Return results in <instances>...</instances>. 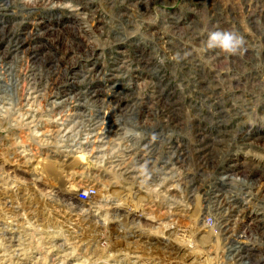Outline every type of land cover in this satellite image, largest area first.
Returning <instances> with one entry per match:
<instances>
[{
	"label": "rangeland",
	"instance_id": "obj_1",
	"mask_svg": "<svg viewBox=\"0 0 264 264\" xmlns=\"http://www.w3.org/2000/svg\"><path fill=\"white\" fill-rule=\"evenodd\" d=\"M216 28L244 50H206ZM218 129L223 153L199 158L211 151L199 133ZM77 147L83 163L70 162ZM23 153L40 177L17 165ZM227 159L259 180L257 196L233 198L236 231L264 224V0H0V264H220L221 231L190 197L211 188L194 171ZM86 185L93 205L75 197Z\"/></svg>",
	"mask_w": 264,
	"mask_h": 264
},
{
	"label": "bare ground",
	"instance_id": "obj_2",
	"mask_svg": "<svg viewBox=\"0 0 264 264\" xmlns=\"http://www.w3.org/2000/svg\"><path fill=\"white\" fill-rule=\"evenodd\" d=\"M35 89V88H34ZM43 93V92H42ZM33 96V95H32ZM29 98V97H27ZM34 98V97H33ZM35 99V98H34ZM166 99V98H165ZM157 101V100H155ZM32 102V101H31ZM172 103V102H171ZM29 105V104H28ZM172 107V106H171ZM68 113V112H67ZM173 116V115H172ZM168 119H173V117H169ZM176 119V118H174ZM178 121V120H177ZM166 127V126H165ZM175 127H177V125H175ZM64 129V127H63ZM67 131V130H66ZM101 132V131H100ZM225 130L224 129H218L217 131H214V135H211V131L209 132L210 134H207V135H203L202 132L199 133V135L201 134V140L205 137L206 138V145L203 146V147H207L209 146L210 150L214 153V155H210L211 151L210 152H207L205 153L206 155H201L199 156V158H202V159H206L208 157H210L211 161L213 160V158H215L216 156H219L221 155L223 152L220 150H218V148L216 149V144L215 143H222L223 139L221 138L222 136H224L225 134ZM232 132H235V131H232ZM230 132V133H232ZM197 133V132H196ZM53 136V135H52ZM59 136V135H58ZM231 139L230 140H236V138L238 137V133H232L231 135ZM105 139V138H104ZM169 139V142L167 143L168 145H165L166 148H171L170 143H171V136L168 137ZM200 139V137H199ZM241 141L243 142V135H241L240 137ZM106 140V139H105ZM239 140V139H238ZM166 141V140H165ZM200 141V140H198ZM92 142L90 141L89 144H91ZM180 142H178L176 140V143H174L175 146L172 147V150L173 149H177V148H181V144H179ZM197 143V142H196ZM240 143V142H239ZM130 144V143H129ZM232 144V143H231ZM67 145V144H66ZM183 146V145H182ZM71 148V147H70ZM93 148V147H92ZM83 149H79L78 147L73 149V151H77L78 153L80 154H75L73 153L72 154V161H75V162H78V163H83L84 160H85V157H84V154L85 152L83 151ZM171 150V151H172ZM70 151V150H69ZM137 152V151H136ZM173 152V151H172ZM92 153V152H91ZM90 153V154H91ZM174 153V152H173ZM68 155V154H67ZM28 156V153H23L21 154V157L22 159L19 160L17 163L15 162V164L17 165H20L22 167H24L23 169L25 170L26 168H29L31 171H34L31 172L32 175L34 174L37 178V176H39L40 172L38 170L35 169V165L33 167V165H31L32 163H40L41 160L40 158H35L33 157L31 159V157H26ZM126 156V155H125ZM26 157V158H25ZM185 158V157H184ZM66 159L67 157H65L64 159H62L61 161L65 162V163H70L69 161L66 162ZM69 159V158H68ZM142 159V157H141ZM209 159V158H208ZM236 159V158H235ZM118 160V159H117ZM120 160V159H119ZM184 159L182 158L181 159V162L180 161H177V162H180L181 164H183L182 162ZM122 161V160H121ZM128 161V160H127ZM133 161V160H131ZM150 161V160H149ZM199 161V160H198ZM210 161V160H209ZM43 162V161H42ZM62 162V163H63ZM123 162V161H122ZM244 162V161H243ZM242 162V163H243ZM127 163V162H126ZM167 163V162H166ZM180 163H177L179 164L178 166H181ZM241 161L240 162H228L227 164V170L226 172L224 173L222 171V174L220 171H218L219 168L215 167L216 165H212L213 167H211V171L208 170V168L206 166H202V169L199 168L198 170L194 171L195 174H198L196 175V177L198 176H201V177H204V176H213V177H210L211 179V188H208V190H206L205 192L203 193H200V197L201 199L197 198V196H195V192H196V189H198L197 186H194L193 185V188H191V199H194L195 201H198V204L201 205L200 209L198 210L200 215H201V220H203L206 216H211L213 218V222L215 225L214 227L215 228H218L220 231H221V238L219 237V234L218 235V238L215 237V241L216 243H218V241L220 242V240L222 241L221 242V255H220V258H221V262H219L220 264H250L249 261V256L254 252V249L253 248H256L257 250H260V251H264V247L263 248H260L258 246V240L260 239H264V235H263V232H261L260 234V237L259 238H252L253 234V230L255 229V227H260L262 225H264L262 222H259L261 221L260 219H256L254 220V218H248L250 221L248 222L249 225H247V227L243 228V229H239L236 231V228L237 227L235 225V222H237V220L239 219V216H241V212L240 211V208H238L233 200L234 196H240V198L242 200H246V201H249V199L251 197H255L257 196V191H259L257 185L259 186L258 181L259 180H256V178L254 177H249V172H244L245 170L242 168V166L240 165ZM117 164V163H116ZM210 165V164H209ZM243 165V164H242ZM125 166V165H124ZM235 167V169L231 170V167ZM123 167V166H122ZM163 167V166H162ZM204 167V168H203ZM219 167V166H218ZM13 168V167H12ZM118 168V167H117ZM125 168V167H124ZM137 169V166L135 167ZM42 169V168H41ZM45 169V168H44ZM105 169V168H104ZM205 169V170H204ZM119 170V169H118ZM131 170V169H130ZM15 171V170H14ZM27 171V170H26ZM51 171V170H50ZM138 171V170H137ZM142 171V169H141ZM233 171H235L236 173H234ZM72 172V171H71ZM119 172V171H117ZM176 172V171H175ZM191 172V171H190ZM10 173V172H9ZM128 173V172H127ZM237 173H240L242 175V180L241 182L243 183H239L235 188H233V186L236 185V176H234L235 174ZM60 174V173H59ZM73 174V173H72ZM138 174V173H137ZM50 175V174H49ZM55 175V174H54ZM134 175V174H132ZM149 175V174H148ZM186 177H189L188 181L187 182H191L192 183V179L194 178L192 176L191 178V175H188V174H185ZM68 176V175H67ZM135 176V175H134ZM40 177V176H39ZM38 177V178H39ZM181 177V176H180ZM199 178V177H198ZM61 179V178H60ZM25 180V178H24ZM59 180V179H58ZM178 180V179H177ZM180 180V179H179ZM182 180V179H181ZM219 180L221 181V185L219 184ZM26 181V180H25ZM29 181V180H28ZM64 181V179L62 180ZM66 182V181H65ZM146 182V181H145ZM186 182V181H184ZM64 184V183H63ZM177 184V183H176ZM154 186V185H153ZM173 186V185H172ZM187 186V185H186ZM185 186V187H186ZM72 187V186H71ZM138 187V186H137ZM179 187V186H178ZM257 187V191H254V188ZM132 188V187H131ZM143 188V187H142ZM149 188V187H148ZM213 190H210L212 189ZM261 188V187H260ZM61 189V188H60ZM70 189V188H69ZM130 189V188H129ZM134 189V188H133ZM215 189V190H214ZM62 190V189H61ZM60 190V191H61ZM65 190V189H64ZM63 190V191H64ZM173 190V189H172ZM187 190V189H186ZM132 191V190H131ZM140 191V190H139ZM180 191V190H179ZM66 192V191H65ZM183 192H186V191H183ZM222 192H225V193H222ZM119 193V192H118ZM132 193V192H131ZM130 193V194H131ZM180 193V192H179ZM115 194V193H114ZM113 194V196H114ZM136 194V193H135ZM176 194V193H175ZM134 195V194H133ZM132 195V197H133ZM187 195V194H186ZM104 197V196H103ZM119 197V195H118ZM117 197V198H118ZM136 197V196H135ZM107 198V197H106ZM176 198V197H175ZM178 198V197H177ZM74 199V198H73ZM119 199V198H118ZM186 199V198H185ZM110 200V199H109ZM182 201V199H179ZM137 201V200H136ZM118 202V201H117ZM120 203V202H119ZM187 203V202H186ZM202 203H203V206H202ZM174 204V203H173ZM197 204V203H196ZM139 204H137L138 206ZM143 205V204H142ZM108 206V205H107ZM119 206V205H118ZM182 206V205H180ZM183 209L181 208V211H184L185 210V205H183ZM264 206V205H263ZM109 207V206H108ZM111 207V206H110ZM136 207V206H135ZM168 207V205H167ZM166 207V208H167ZM140 208V207H139ZM113 209V208H112ZM117 209V208H116ZM131 209V208H129ZM129 209L127 210V212L129 211ZM172 209V208H171ZM238 209V211H237ZM243 209V208H242ZM126 210V209H125ZM136 210V209H135ZM160 210V209H159ZM176 210V209H175ZM180 210V209H179ZM167 211V210H166ZM239 212L237 215L234 214L233 212ZM85 212V211H84ZM96 212V211H95ZM142 212V211H141ZM175 212V211H174ZM177 212V211H176ZM112 213V212H111ZM120 213V212H119ZM122 214V213H121ZM129 215H131L132 213H127ZM136 214V213H135ZM182 216H186L183 212H181ZM234 214V215H233ZM113 215V214H112ZM115 215H116V218L115 220H113V223L115 224V233L114 235L118 238V236H120V233H119V230H120V217L118 215V212H115ZM124 215V214H123ZM149 215V214H148ZM89 216V215H88ZM231 216H237L234 220L231 219ZM66 217V216H65ZM68 217V216H67ZM120 217V218H119ZM125 217V215H124ZM15 218V217H14ZM71 218V217H70ZM112 218V217H111ZM135 218V217H134ZM152 218V217H151ZM208 218V217H207ZM234 218V217H233ZM243 218V217H242ZM67 219V218H66ZM74 219V218H72ZM142 219V218H141ZM206 219V218H205ZM106 219L105 218V215H102V218H99L98 220V223H100L101 227L102 226H105L106 224ZM112 220V219H110ZM133 220V218H132ZM232 220V221H231ZM254 220V221H253ZM72 221V220H71ZM74 221V220H73ZM160 221V220H159ZM44 222V221H43ZM158 222V220H157ZM156 222V223H157ZM73 223V222H69V223H66L68 226H69V229L71 228L70 227V224ZM107 223H109L107 221ZM134 223V222H133ZM137 223V221H136ZM206 223V222H205ZM229 223H230V226H229ZM231 223H234V224H231ZM40 224V223H39ZM123 224V223H122ZM152 224V223H150ZM204 224V223H203ZM62 225V224H61ZM99 225V224H98ZM135 225V224H134ZM73 226V225H72ZM96 226V225H95ZM130 226V225H129ZM167 226L169 228H173L175 229L176 227L174 225L169 226V224H167ZM38 227V226H37ZM89 227V226H88ZM120 227V228H119ZM126 227V225H125ZM202 227V226H201ZM211 227V226H210ZM240 227V226H239ZM74 228V227H73ZM153 228H156L157 229V226H153ZM204 228V227H202ZM67 229V228H66ZM123 229V228H122ZM205 229V228H204ZM48 230V229H47ZM73 230V229H72ZM124 230V229H123ZM182 230V229H181ZM201 230V229H200ZM209 230V229H208ZM243 230V231H242ZM41 231V230H40ZM51 231V230H50ZM264 231V230H263ZM198 232V231H197ZM107 233V232H106ZM122 233V232H121ZM148 233V232H147ZM257 233V232H256ZM66 234V233H65ZM69 235L71 233H68ZM75 234V233H74ZM77 234V233H76ZM105 234V233H104ZM124 234V233H123ZM126 234V233H125ZM150 234V233H149ZM159 234V233H158ZM99 235V234H98ZM135 234L132 232V235L131 236H134ZM161 236V234H159ZM169 235V234H168ZM238 235V236H237ZM74 236L73 234L71 235V237ZM78 236V235H77ZM114 236V237H115ZM125 236V235H123ZM127 236V235H126ZM129 236V234H128ZM137 236V235H136ZM167 236V235H166ZM259 235L257 234H254V237H258ZM138 237V236H137ZM149 237V236H147ZM155 237V236H154ZM159 237V236H158ZM165 236H163L162 238H164ZM240 237V238H239ZM123 238V237H122ZM133 238V237H132ZM160 238V237H159ZM169 238V237H168ZM138 239V238H137ZM161 239V238H160ZM191 239V238H190ZM146 240V239H145ZM165 240V239H164ZM168 240V239H167ZM131 241V240H130ZM132 241L135 242V240L133 239ZM144 241V240H143ZM157 241V240H156ZM188 241V240H187ZM167 242V241H166ZM102 243V242H101ZM146 243V242H145ZM144 243V244H145ZM155 243V242H153ZM162 243V242H161ZM163 244V243H162ZM166 244V243H165ZM148 245V244H147ZM146 246V245H145ZM262 246V245H261ZM182 247V246H181ZM172 248V247H171ZM173 251V250H172ZM181 251V250H180ZM150 253V252H149ZM154 254V253H153ZM141 255V254H140ZM159 255V254H158ZM263 255V254H262ZM146 257V256H145ZM148 257V256H147ZM155 257V256H154ZM264 257V256H263ZM147 259V258H145ZM146 262V261H145ZM158 262V261H156ZM138 264H147V263H144V262H139Z\"/></svg>",
	"mask_w": 264,
	"mask_h": 264
},
{
	"label": "clouds",
	"instance_id": "obj_3",
	"mask_svg": "<svg viewBox=\"0 0 264 264\" xmlns=\"http://www.w3.org/2000/svg\"><path fill=\"white\" fill-rule=\"evenodd\" d=\"M244 44V38L236 31L216 28L208 32L203 47L206 50L218 49L229 55H237L244 50Z\"/></svg>",
	"mask_w": 264,
	"mask_h": 264
},
{
	"label": "built area",
	"instance_id": "obj_4",
	"mask_svg": "<svg viewBox=\"0 0 264 264\" xmlns=\"http://www.w3.org/2000/svg\"><path fill=\"white\" fill-rule=\"evenodd\" d=\"M228 162H232V161L227 159L225 161V165H224L225 167H220L219 169H221V170L218 169V171H220V172L223 171L225 173L226 170H227L226 166H227ZM231 168L235 169V167H231ZM211 177H213V176H211ZM219 182H220V185H221V181L220 180H219ZM97 189L98 188L94 187L93 185H86V186L81 187L80 189H78L76 191L75 197L80 202H84V203H86L88 205H93V204L96 203V197H97V194H98ZM211 219H212L211 217L207 218L208 224L212 223Z\"/></svg>",
	"mask_w": 264,
	"mask_h": 264
}]
</instances>
